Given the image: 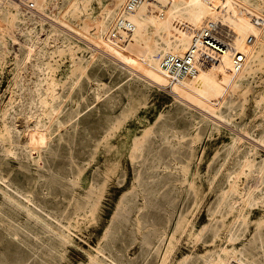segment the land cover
I'll return each mask as SVG.
<instances>
[{
	"label": "rangeland",
	"instance_id": "1",
	"mask_svg": "<svg viewBox=\"0 0 264 264\" xmlns=\"http://www.w3.org/2000/svg\"><path fill=\"white\" fill-rule=\"evenodd\" d=\"M111 1L47 0L52 18L47 20L57 29L51 31L39 18L17 20L0 39V264L36 252L21 239L22 230L17 235L8 230L11 216L24 223L28 217L6 191H20L27 204L30 197L73 216L71 242L61 241L62 251L54 250V256L39 255L49 260L43 264H95L92 257L102 255V248L128 264H161L174 233L179 240L165 264H177L191 252L186 264H204L201 255L211 248L213 228L221 238L233 230L237 245L248 238L254 245L264 243V181L257 171L264 147H252L264 130V101L258 103L264 54L249 78L244 108L238 105L233 122L215 127L198 111L177 104L170 84L158 88L92 45L94 22ZM51 10L65 15L71 26L63 27ZM30 47L36 51L23 58ZM237 135L245 138L233 149ZM246 156L253 166H244ZM194 178L198 188L190 190L188 179ZM256 183L254 202L239 200L232 208L221 201L233 186L243 190ZM179 218L196 225L176 231ZM158 229L169 237L151 251Z\"/></svg>",
	"mask_w": 264,
	"mask_h": 264
},
{
	"label": "bare ground",
	"instance_id": "2",
	"mask_svg": "<svg viewBox=\"0 0 264 264\" xmlns=\"http://www.w3.org/2000/svg\"><path fill=\"white\" fill-rule=\"evenodd\" d=\"M127 2L128 0H124V2L123 0H112L105 5L95 22L93 21L96 29L94 28L95 32L89 35L90 40L93 42L92 45L95 43L94 45L100 50L99 52L108 58L109 61L116 62L118 65L120 63L123 64L133 74L144 77L145 80L154 86L163 89L170 84L172 94H174V101L190 113L192 109L198 111L206 121L209 120L210 125L218 127L220 121L224 122V124L226 123V125L231 122L233 118L232 113L237 109V106L240 105L241 108L239 109L241 110L244 108V101L248 98L247 84L249 78L255 73L260 62L263 60L264 0H150L135 10H128ZM31 4H33V7L30 6ZM47 4V0H0L1 41H3L2 38L9 31L10 26L17 20L41 19L43 22L47 21L51 31L54 28L57 29L54 21L50 22L47 20V18H51L47 17L49 16ZM119 5L122 6L118 10L117 7ZM51 13L52 10L50 11ZM52 16L62 23V25H67L66 27L71 26L65 15L54 13ZM122 16H126L134 25L133 39L125 45L117 42L111 35L116 21ZM59 22L57 23L60 24ZM210 24L215 25L217 36L231 48L230 52H227L219 61H212L203 53L197 52L196 64L199 68L198 74L192 78H185L181 82H171L170 77L162 66L164 57L168 53H185L190 48L192 42H194L195 36ZM62 25L60 24V26ZM83 36L85 37V35ZM35 51V48L30 47L23 58L30 57ZM235 52H240L243 56V63L239 69H235L234 67L233 54ZM261 101H264V93L261 94L258 103ZM37 137L41 136L37 135ZM244 138V136L240 135L234 137L231 144L234 148L232 146L231 148L235 149L236 143L239 144L238 142L244 140ZM253 140V149L257 150L259 146L264 147V130L260 137L256 138L254 136ZM249 156L245 157L244 166L251 167L254 165ZM257 171L260 176L259 182L263 183L264 157ZM242 172H246L244 168ZM188 181L190 190L198 188L195 178L193 180L188 179ZM212 182L210 181V185H212ZM259 184H249L243 190H239L236 186H233L228 192H223L221 201L231 204L232 208H234V204L238 203L239 200L245 203H252L256 200L255 189L258 188ZM210 190L214 189L210 188ZM236 192H239L240 196L237 195L238 197L234 198L231 194ZM17 194H12L9 191L5 192L10 202L25 210L28 223L19 221L14 216H11L8 230L13 235L19 234L16 230H22L21 239L32 244L36 252L28 258H25L27 257L26 253H18L13 262L15 264H28L32 259L33 264L47 263L49 260L47 258L44 260L39 255L49 256L53 254L54 256V250L57 253L58 251H62L61 241L64 243L71 242L67 231L73 216L70 214L63 216L59 213L61 211L53 212L46 209L42 203L30 197V204H27L22 199L24 195L20 191H17ZM77 213V211L74 212V214ZM65 217L68 218V224L64 222L63 218ZM15 222H19V224ZM195 225L192 221L179 218L176 222L175 230L186 231L188 228L190 229V226L194 227ZM209 227L210 224L204 225L201 230L205 231ZM232 231L221 238L222 235L219 229L213 228V235L210 240L211 248H206L208 250L201 255L204 256V264H264V243L254 245L248 238L241 245H237L234 242L239 238ZM53 235L57 237H53ZM154 237L155 241L153 243L147 242L148 244L151 243V251L153 249L157 250L158 247L162 246L169 236L166 229H158ZM178 240L176 233H174L170 238V248L163 256V259H161V264L166 263ZM249 243L253 244L254 251L252 252H250ZM42 248V254H38L37 251ZM101 251H103L102 255L96 254L92 257V262L95 264H128L121 258L108 255L103 248ZM191 254L193 252L186 254L177 264H186ZM35 257L41 263H38V260L34 259ZM197 259L200 260V258Z\"/></svg>",
	"mask_w": 264,
	"mask_h": 264
},
{
	"label": "built area",
	"instance_id": "3",
	"mask_svg": "<svg viewBox=\"0 0 264 264\" xmlns=\"http://www.w3.org/2000/svg\"><path fill=\"white\" fill-rule=\"evenodd\" d=\"M147 1L150 0H128L127 8L128 10H135ZM30 6L33 7V4ZM133 31V23L126 16H122L116 21L111 35L117 42L125 45L133 39ZM230 49L217 36L215 25L210 24L195 36L194 42H192L190 48L185 53H168L162 61V66L170 77L171 82H181L185 78H192L198 74L199 68L196 64L197 52L203 53L212 61H219L227 52H230ZM233 56L234 67L235 69H239L243 63V56L240 52H235Z\"/></svg>",
	"mask_w": 264,
	"mask_h": 264
}]
</instances>
